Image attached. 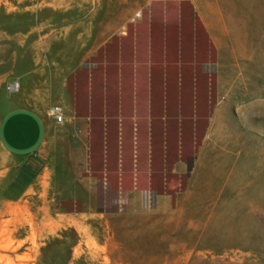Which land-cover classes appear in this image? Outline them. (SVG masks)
I'll list each match as a JSON object with an SVG mask.
<instances>
[{
    "label": "rangeland",
    "instance_id": "374dc122",
    "mask_svg": "<svg viewBox=\"0 0 264 264\" xmlns=\"http://www.w3.org/2000/svg\"><path fill=\"white\" fill-rule=\"evenodd\" d=\"M185 4L214 49L201 64L213 104L194 154L175 164L173 203L161 196L167 211L151 218H78L60 175L42 179L64 159L58 89L95 36L158 6L179 18ZM23 105L44 114L47 136L41 157L0 147V264H264V0H11L0 9V117Z\"/></svg>",
    "mask_w": 264,
    "mask_h": 264
},
{
    "label": "crops",
    "instance_id": "0c3cea01",
    "mask_svg": "<svg viewBox=\"0 0 264 264\" xmlns=\"http://www.w3.org/2000/svg\"><path fill=\"white\" fill-rule=\"evenodd\" d=\"M10 1L0 0V9H5ZM185 5L189 18L190 7ZM157 10H161L160 6L155 12ZM169 10L175 8L170 7L165 14ZM155 12L148 19L141 14V20L127 25L123 32L102 39L95 36L77 68L58 89L57 103L68 117L64 159L58 169L50 170L43 165L42 179L52 174L55 182L60 175L59 185L67 187L63 193L78 204L81 212L78 218L110 220L145 217L156 212L167 202L161 196L168 195L173 202L167 186L171 179L177 182L174 172L182 170L180 163L175 167L176 162H185L195 152L199 141L195 133L199 123L195 110L198 72L206 77L204 101L207 106L210 104L208 77L201 74V64L207 62H200L198 68L195 61L197 38L204 32L197 23L193 33L188 21L192 54L186 61L181 14L176 19V45L170 51L166 18H156ZM158 19L162 22L161 37L155 38L152 27ZM186 77L190 78L192 99L189 115H185L179 99ZM171 83L177 96L176 108H171L168 99ZM153 107L156 108L153 110ZM187 123L191 131V152L182 158ZM46 136L47 119L42 112L23 105L0 117V147L10 156L41 157ZM172 146L174 153L170 157ZM155 187L156 192L151 190ZM152 197L157 207L142 209L140 203L149 202ZM120 204H123L124 214L107 213L114 209V213L119 214Z\"/></svg>",
    "mask_w": 264,
    "mask_h": 264
},
{
    "label": "bare ground",
    "instance_id": "6f19581e",
    "mask_svg": "<svg viewBox=\"0 0 264 264\" xmlns=\"http://www.w3.org/2000/svg\"><path fill=\"white\" fill-rule=\"evenodd\" d=\"M183 7L184 8L182 9V11L180 13L181 14V19L184 21L183 26L181 27V32L183 34V36H182L183 37L182 47H183L184 53L186 55V59L185 60L189 61V59H191V54H192V51H191L192 43H191V38H190L191 37V26L188 25V20H187L188 19L187 18L188 7L186 5L183 6ZM155 14H156V16H155L156 18L161 19V18H163V16L166 18V22H165L166 26L165 27H166L167 32H169V34H168V41H169L168 42V45H169L168 50L170 49V51H171V50H173L172 48L176 45L175 31H177L176 30L177 29V27H176L177 13H176L175 10H169L164 15V14L161 13V10H157L155 12ZM143 17H144V15H143ZM159 19L157 20V22L155 21V23L153 24V27H152V34L155 36V38L156 37L157 38L161 37V23L162 22ZM113 23H114V25H113ZM113 23L110 24L108 30H110V31H113V29L116 30L115 29L116 28L115 22H113ZM140 29H143V28L141 27ZM197 41L198 42L196 44V50H195V61L197 62V67L199 68V63L200 62H214V49L211 46V44H209L207 42V39H206V37H205V35L203 33L198 35ZM156 56H158V54ZM211 79H213V76L211 77ZM184 84L185 85H184L183 90H180L181 94H180V98L179 99H180L181 105L183 107V111H185V115H189V113L191 111V101H192L191 93H190L191 91H190V78L189 77H186V80H185ZM205 92H206V77L201 76L199 74V72H198L197 73V78H196V90H195V101H196L195 110H196V115L199 118L198 119L199 123H198V125L195 128V133L197 135L198 140L201 138V136L203 134L204 119L208 115V112H210L211 106L213 104V101H211L209 106H207V104L205 102L206 100L204 101ZM212 95H213V88L211 87V96ZM123 99L125 100V96L123 97ZM168 99L170 101L171 108H174V107L176 108L175 104H176L177 96H176L175 88L173 87L172 83L170 85V90H169V93H168ZM155 108L156 107H153V110ZM172 111H174V109ZM171 114H173V113L171 112ZM216 117H218V116H216ZM214 122H213V124H214ZM216 122H218V121H216ZM183 134H184L183 138H184L185 146H184V153L182 154V158L186 157L191 152V149L189 148V141H190V137H191V131H190V126H189L188 123H187V125L185 127V130H184ZM173 148L174 147L172 146L171 149L173 150ZM211 151H212V149H211ZM173 153H174V150L172 151V154H171L170 157H173ZM169 181L170 182H169V184L167 186V192L171 195V197H174V193L177 190V185H176L175 180L173 181L171 179ZM183 185H184L183 181H181V187H180L181 189H182ZM151 190H154L155 192L157 191L156 187L151 189ZM123 197H124V195H123ZM171 203H173V202L171 201ZM166 204H167V202H165L163 204V211L164 212L167 211ZM155 216H157V215L150 213L149 215H147L145 217L151 218V217H155ZM138 217H140V216L127 217V218H124V219L138 218ZM141 217H143V216H141Z\"/></svg>",
    "mask_w": 264,
    "mask_h": 264
}]
</instances>
